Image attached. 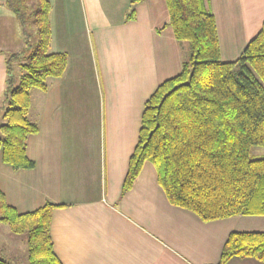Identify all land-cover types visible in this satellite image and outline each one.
I'll list each match as a JSON object with an SVG mask.
<instances>
[{
  "label": "crops",
  "instance_id": "crops-1",
  "mask_svg": "<svg viewBox=\"0 0 264 264\" xmlns=\"http://www.w3.org/2000/svg\"><path fill=\"white\" fill-rule=\"evenodd\" d=\"M47 1L48 52L65 53L67 65L45 91L30 92L28 119L39 131L27 138L25 153L34 167L14 170L0 158V191L20 214L58 206L50 235L60 264H218L229 234L264 232V216L203 222L171 205L149 161L121 197L144 104L180 73L189 53L167 25L165 0H141L127 22L131 0ZM10 4L0 0V101L6 54L25 43ZM209 8L221 61L234 62L261 29L264 0H209Z\"/></svg>",
  "mask_w": 264,
  "mask_h": 264
},
{
  "label": "trees",
  "instance_id": "trees-1",
  "mask_svg": "<svg viewBox=\"0 0 264 264\" xmlns=\"http://www.w3.org/2000/svg\"><path fill=\"white\" fill-rule=\"evenodd\" d=\"M131 0L125 22L134 19ZM32 17L34 44L6 54L5 87L0 101V158L14 170L31 169L26 140L39 128L28 119L30 92L45 91L49 78L65 71L67 55L49 53V3L38 0ZM168 26L177 42L188 44L178 75L165 80L145 102L138 140L130 156L121 197L149 161L169 203L210 222L234 216H264V159H251L252 147H264V22L234 62L220 58L209 0H165ZM25 32V28L23 29ZM13 65L15 67L13 68ZM56 205L18 213L0 191V223L14 235H26L28 264H60L53 252L51 214ZM232 258L264 264V232H232L218 264ZM0 264H9L0 257Z\"/></svg>",
  "mask_w": 264,
  "mask_h": 264
},
{
  "label": "rangeland",
  "instance_id": "rangeland-1",
  "mask_svg": "<svg viewBox=\"0 0 264 264\" xmlns=\"http://www.w3.org/2000/svg\"><path fill=\"white\" fill-rule=\"evenodd\" d=\"M37 2L38 0H17L16 7H18L19 13H26L27 15H29L35 10ZM23 20L24 23L22 25L23 28H25V32L21 31V34L23 35V40H25V42L29 44H34L36 42V31L31 23L32 17H24ZM82 36L83 33L81 32L80 38H82ZM81 40L85 42V48L89 52L92 45L90 43L88 35L86 34L84 40ZM185 44L187 43L185 42ZM14 67L15 65H13V68ZM85 69L86 79H88L93 69L90 71L91 68L88 64L86 65ZM91 79L93 80L94 86L98 88L99 85L95 83L93 77H91ZM249 157L255 160L264 159V147H252L249 151ZM0 257L6 259L10 264H28L26 235H14L9 231L7 225L0 223Z\"/></svg>",
  "mask_w": 264,
  "mask_h": 264
}]
</instances>
